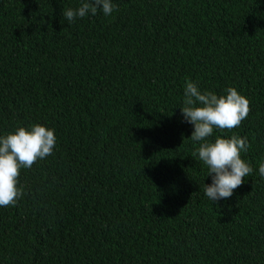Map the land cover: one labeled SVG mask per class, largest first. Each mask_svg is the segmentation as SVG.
Masks as SVG:
<instances>
[{
  "label": "trees",
  "instance_id": "1",
  "mask_svg": "<svg viewBox=\"0 0 264 264\" xmlns=\"http://www.w3.org/2000/svg\"><path fill=\"white\" fill-rule=\"evenodd\" d=\"M0 0V136L55 130L52 154L21 168L0 206V264H264V0ZM235 87L253 171L213 203L187 82Z\"/></svg>",
  "mask_w": 264,
  "mask_h": 264
},
{
  "label": "clouds",
  "instance_id": "2",
  "mask_svg": "<svg viewBox=\"0 0 264 264\" xmlns=\"http://www.w3.org/2000/svg\"><path fill=\"white\" fill-rule=\"evenodd\" d=\"M98 9L109 16L116 5L112 0H82L78 8L63 10L62 15L73 22L89 13L95 15ZM226 92L227 95L221 96L211 91L202 92L195 82L189 81L185 85L181 107L184 121L194 127L189 139L201 142L198 157L208 167V176L212 177V183L205 185L204 192L213 203L230 198L234 189L240 187L253 171L241 158V150L247 152L250 147L247 137L217 136L214 143L207 139L212 136L214 127L221 130L236 128L249 114L246 97L235 87H229ZM55 145V130L41 124L28 128L18 126L14 132L0 136V206H15L24 194L23 189L17 187L21 168H31L38 159L52 154ZM259 173L264 177V162L259 164Z\"/></svg>",
  "mask_w": 264,
  "mask_h": 264
}]
</instances>
